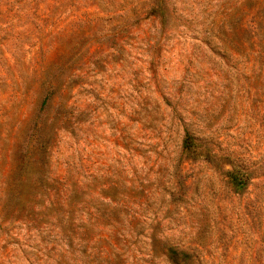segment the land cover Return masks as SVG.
Here are the masks:
<instances>
[{
	"label": "rangeland",
	"instance_id": "rangeland-1",
	"mask_svg": "<svg viewBox=\"0 0 264 264\" xmlns=\"http://www.w3.org/2000/svg\"><path fill=\"white\" fill-rule=\"evenodd\" d=\"M156 6L0 0V264H264V0Z\"/></svg>",
	"mask_w": 264,
	"mask_h": 264
},
{
	"label": "trees",
	"instance_id": "trees-1",
	"mask_svg": "<svg viewBox=\"0 0 264 264\" xmlns=\"http://www.w3.org/2000/svg\"><path fill=\"white\" fill-rule=\"evenodd\" d=\"M156 5V9L161 12V15H163L165 10L164 0H156ZM49 96L50 92L48 91L46 93L44 102H46ZM182 154L186 155L187 158L192 159L204 157L207 160H210L214 157V152L212 151L211 147L205 145L204 142L199 140V138L191 131H187L183 138ZM29 158L30 149L26 147V150L23 151L21 160L18 161V165L15 170V176L17 178L22 179L23 177H25ZM226 174L229 182L232 184L236 191H241L247 186V172L238 170L236 166H233L232 169L226 170Z\"/></svg>",
	"mask_w": 264,
	"mask_h": 264
}]
</instances>
